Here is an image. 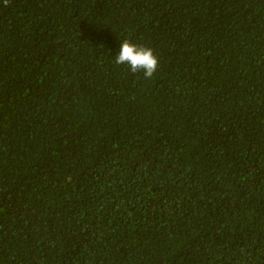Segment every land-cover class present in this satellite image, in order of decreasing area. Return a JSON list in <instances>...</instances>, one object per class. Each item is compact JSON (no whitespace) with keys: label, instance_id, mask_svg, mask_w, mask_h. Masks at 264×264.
Masks as SVG:
<instances>
[{"label":"trees","instance_id":"obj_1","mask_svg":"<svg viewBox=\"0 0 264 264\" xmlns=\"http://www.w3.org/2000/svg\"><path fill=\"white\" fill-rule=\"evenodd\" d=\"M0 264H264V0H0Z\"/></svg>","mask_w":264,"mask_h":264},{"label":"clouds","instance_id":"obj_2","mask_svg":"<svg viewBox=\"0 0 264 264\" xmlns=\"http://www.w3.org/2000/svg\"><path fill=\"white\" fill-rule=\"evenodd\" d=\"M8 4L9 0H3V6ZM114 62L127 65L132 73L142 72L146 79L151 78L158 67V58L151 47L132 43L129 39L120 42Z\"/></svg>","mask_w":264,"mask_h":264}]
</instances>
